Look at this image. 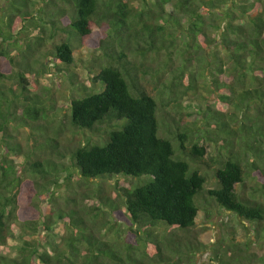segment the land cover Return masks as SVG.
I'll return each instance as SVG.
<instances>
[{
  "label": "trees",
  "instance_id": "trees-1",
  "mask_svg": "<svg viewBox=\"0 0 264 264\" xmlns=\"http://www.w3.org/2000/svg\"><path fill=\"white\" fill-rule=\"evenodd\" d=\"M59 33L65 38L45 54L56 65L70 67L77 46L102 50L91 87L69 100L70 124L88 138L73 149L43 130L45 107L33 91L48 71L38 48ZM152 57L166 60L158 69ZM205 76L215 96L196 112L202 136L189 142V130L178 125L162 135L157 101L176 102ZM22 128L33 142L38 132L57 159L69 157L86 183L114 181L116 199L101 193L98 207L74 198L70 209H50L47 185H58L61 169L37 154L27 157L23 173L10 164L11 154H21L15 139ZM206 142L215 156L205 157ZM1 151L0 247L16 233L20 241L14 257L0 254V264H178L208 246L185 234L161 249L158 233L189 232L201 211L232 213L264 238V0H0ZM202 165L212 173L211 189ZM117 178L138 182L125 186ZM248 182L255 194L243 192ZM100 214L114 216L134 243L98 236L92 226ZM58 221L67 233L54 240ZM224 252L240 262L256 257L233 241L214 252L228 264Z\"/></svg>",
  "mask_w": 264,
  "mask_h": 264
},
{
  "label": "rangeland",
  "instance_id": "rangeland-1",
  "mask_svg": "<svg viewBox=\"0 0 264 264\" xmlns=\"http://www.w3.org/2000/svg\"><path fill=\"white\" fill-rule=\"evenodd\" d=\"M2 15H4L3 12ZM14 20L17 21L16 18H14ZM96 32L98 36L101 31L98 29ZM33 35H38V33L34 32ZM64 38L65 34L59 33V35L55 36L53 39L44 42V44L46 43L44 47L38 48V59L44 60V63L48 67V71L46 75L38 80L37 88L33 91L39 94L45 107V117L39 122V124L44 127L43 130H46L47 135L57 139L60 146L73 149L86 144L88 138L85 137L84 133L71 126L69 121V100L73 97L80 96L84 88L83 86H86V88L91 87L90 80L98 72L100 69L99 65L102 63L100 60L102 50L94 49L88 45L77 46L72 55L73 64L70 67L56 65L53 58L49 56L45 57V54L51 51V46L53 44L58 43ZM15 53L16 52H14V54ZM165 60L166 58L163 57H152L149 62H152L150 63L151 66L159 69L162 62ZM7 65L8 62L3 64V71L6 70ZM90 67H94V69L89 71L88 69ZM176 67L177 66L174 65V68ZM184 81L187 82L186 79H184ZM144 84L151 95L156 96V94H158L153 87L155 84L153 86L150 82ZM183 86H179L178 91H183ZM211 89L212 85L210 79L205 76L203 79L199 80L195 92H187V94L181 95L174 103L165 100L166 96H162L164 100L157 101L159 109L158 117L162 126L161 132H163L162 135L165 136L168 129V131H175V125H178L179 128L189 130V142H195L197 136H202V120L200 116L196 115V112L203 110V108L214 99L215 95L211 94ZM39 135L38 132H34L33 138L36 141L33 142L31 141L32 136L30 130L23 128L19 129L16 134L15 142L21 145L22 151L18 156L10 155V158L13 160L10 164H12L18 172L23 173V167L26 161H29L27 157H31V154H33L32 159H34V154H37L41 155L42 158L50 157L52 160L57 161L58 167L61 169V173L58 174V185H47V188L50 190L49 193L51 195L53 193V200L49 204L50 209H70L72 207L71 199L74 198L79 201V206L98 207L99 201L96 199V195H101V193L103 194L102 196H107L112 201L116 199L114 181L89 180V182L86 183L79 171L71 163L70 158L64 157L57 159V156L54 154L55 152L51 148L43 146L44 141L41 140ZM93 140L98 141L101 139L93 137ZM40 145L43 146L42 150H35V146L39 147ZM204 146L206 149V158L216 155L211 143L206 142ZM62 147L59 148L62 152L67 151V149ZM0 153L2 154L3 152L1 151ZM200 167L204 169V165ZM204 171H206V168ZM206 172L208 173L207 189H211L213 187L212 173L208 169ZM117 179L120 184L125 186H133L138 182L133 179ZM37 180L46 184V181L42 178ZM252 186V183L248 182L246 186L242 188L243 192L246 195L255 194V191H253L255 187ZM86 196H89L91 199L86 200ZM257 196H261V193L259 192ZM68 200H70V204L67 203ZM102 222H104V224ZM93 223L94 225L92 227L97 231L98 236L107 241L124 243L129 241L131 237L133 239L132 243L136 240L134 234H128L124 226L119 227L118 224L116 225L114 216L112 217L109 214H100L93 220ZM66 233L63 221H58L53 231L54 240H58ZM185 234L188 235L193 242H199L208 246V249L204 252L197 253V255H189V257L186 258L177 255V258L180 256L182 259L178 264H227L217 262L214 259V252L218 250L220 244L229 245L231 241L237 244L239 248L245 247L246 244L249 253L254 254L256 257H262L263 260L261 261L253 257L251 261L242 260L240 262L237 254L232 253L226 255V252H224L222 256L229 262L228 264H264V238L261 234H257L254 231L252 225L247 222L239 221L232 213L220 212L214 213L211 217H207L201 211L196 219L195 226L189 232H179L177 230H169L166 227H162L156 239H158V245L161 246L160 248L163 249L165 246L164 240L166 242L171 238L179 241ZM18 238L16 233L15 237L8 240L5 246L0 247V254L14 257L16 255L15 248L20 241ZM29 239H31V237H29ZM180 241H184V238H181ZM158 264L161 263L159 262Z\"/></svg>",
  "mask_w": 264,
  "mask_h": 264
}]
</instances>
